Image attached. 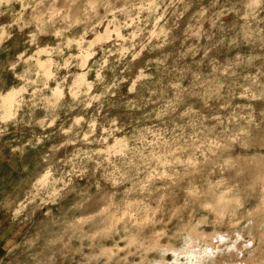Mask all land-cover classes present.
Here are the masks:
<instances>
[{
  "label": "rangeland",
  "instance_id": "obj_1",
  "mask_svg": "<svg viewBox=\"0 0 264 264\" xmlns=\"http://www.w3.org/2000/svg\"><path fill=\"white\" fill-rule=\"evenodd\" d=\"M0 164V264H264V0H0Z\"/></svg>",
  "mask_w": 264,
  "mask_h": 264
},
{
  "label": "crops",
  "instance_id": "obj_2",
  "mask_svg": "<svg viewBox=\"0 0 264 264\" xmlns=\"http://www.w3.org/2000/svg\"><path fill=\"white\" fill-rule=\"evenodd\" d=\"M3 165L5 166V164H3ZM0 168H1V164H0ZM0 175H1L0 176V181H7V179H9L8 177L5 178V176L3 175V171H2V173H0ZM0 196L4 197L5 193H3V191H0ZM0 254H1V251H0Z\"/></svg>",
  "mask_w": 264,
  "mask_h": 264
}]
</instances>
